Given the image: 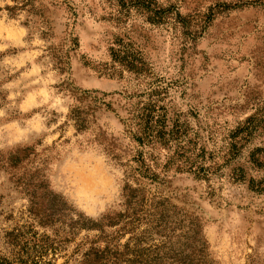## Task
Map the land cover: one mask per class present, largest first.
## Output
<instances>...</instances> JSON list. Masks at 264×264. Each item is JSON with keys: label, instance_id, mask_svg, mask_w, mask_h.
<instances>
[{"label": "rangeland", "instance_id": "1", "mask_svg": "<svg viewBox=\"0 0 264 264\" xmlns=\"http://www.w3.org/2000/svg\"><path fill=\"white\" fill-rule=\"evenodd\" d=\"M157 2L160 24L116 0H0V252L31 222L18 182L36 173L94 221L121 210L124 169L68 115L85 92L157 90L191 143L181 158L175 144L146 149L145 164L171 159L161 190L200 219L212 264H264V0ZM119 40L145 74L113 75ZM99 124L121 136L115 114Z\"/></svg>", "mask_w": 264, "mask_h": 264}, {"label": "trees", "instance_id": "2", "mask_svg": "<svg viewBox=\"0 0 264 264\" xmlns=\"http://www.w3.org/2000/svg\"><path fill=\"white\" fill-rule=\"evenodd\" d=\"M116 1L124 11L135 9L147 15L152 24L162 23L168 12L157 0ZM114 44L113 75L122 79L124 73L138 77L146 73V62L135 50L122 40ZM111 113L122 126L119 137L99 124L103 115ZM68 122L76 134L89 135L90 144L124 169L121 210L94 221L54 195L45 176L36 173L18 182L30 198L31 222L4 233L0 264H56L61 255L64 264H212L200 219L174 206L161 190L165 184L161 176L171 159L164 168L145 164L146 149L175 144L173 151L181 158L191 143L183 140L186 127L169 117L159 91L85 92L76 96ZM70 245L73 249L68 253Z\"/></svg>", "mask_w": 264, "mask_h": 264}]
</instances>
